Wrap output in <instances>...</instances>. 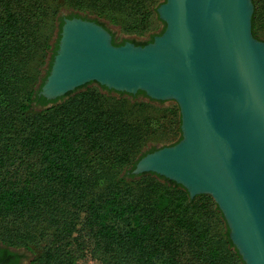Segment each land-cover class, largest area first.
<instances>
[{"label":"trees","instance_id":"1","mask_svg":"<svg viewBox=\"0 0 264 264\" xmlns=\"http://www.w3.org/2000/svg\"><path fill=\"white\" fill-rule=\"evenodd\" d=\"M160 3L0 0V216L21 218L22 228L30 216L39 224L46 219L55 236V243L43 245L38 237L49 235L46 230L38 236L26 230L11 238L35 253L29 264H79L88 258L97 264H244L210 195L191 198L184 186L154 172L136 178L130 174V179L121 173L155 150L134 156L148 135L161 131L164 136L167 128L175 139L168 145L180 139L177 104L132 101L146 94L113 95L103 85L106 92L89 87L53 100L26 89L29 50L46 16L62 7L88 10L126 31H143ZM253 3L252 33L264 40V0ZM73 16L87 18L67 15ZM34 101L40 109H33ZM163 113L171 116L163 121ZM10 242L0 237L2 264L16 261Z\"/></svg>","mask_w":264,"mask_h":264},{"label":"water","instance_id":"2","mask_svg":"<svg viewBox=\"0 0 264 264\" xmlns=\"http://www.w3.org/2000/svg\"><path fill=\"white\" fill-rule=\"evenodd\" d=\"M253 11V0H165L157 7L165 28L143 45L116 44L95 20L64 16L36 94L53 100L95 81L174 99L181 138L147 152L127 174L154 172L191 198L210 194L244 264H264V40L252 33Z\"/></svg>","mask_w":264,"mask_h":264},{"label":"rangeland","instance_id":"3","mask_svg":"<svg viewBox=\"0 0 264 264\" xmlns=\"http://www.w3.org/2000/svg\"><path fill=\"white\" fill-rule=\"evenodd\" d=\"M160 1L162 3L165 0H160ZM71 12L79 13L80 15H83V16L85 15L89 19L95 18L98 21L104 23V25L112 31L117 42H121L124 39L127 41V38H132V39H135L137 41H143L144 42V41H147L152 34H159L158 32H160L163 29V27L165 26V22L159 16H157L158 15V13H157V15L156 14L153 15L154 16L153 20H151L149 27H147L145 30H143V31H126L122 28L120 23H113L104 17H99L95 13L89 12L88 10H75L73 8L62 7L52 17L46 16L44 18V20H42V26H41V29L39 30V34H38V41L35 45L32 46L33 48L31 47L32 51L29 50V56H28L29 72H28V74L30 75L31 78L27 82V88L26 89H28V90L33 89L34 91L37 92L38 89L40 88V86L42 85V83H43V81H44V79H45V77H46V75L50 69L49 61L51 59V55L54 52L55 44L59 38L60 16H67ZM157 17H159V19ZM101 86L102 85H100L98 82L91 81V82H88V83L74 89L73 93L77 92V91L84 90V89L89 88V87H98L102 92H106V90L102 89ZM126 93L127 92H125V94H123V95L130 97V95H127ZM111 94L119 95L116 90L111 91ZM133 100L152 102L153 104L160 106V107L167 106V105H174V104L178 105V103L174 99L149 100L147 95L145 96L144 94L137 95L135 98H132V101ZM40 107L41 106H39V104H37L35 101L33 102V109L38 110V109H40ZM178 107H179V105H178ZM163 114H165V113H163ZM179 114H180V109H179ZM165 116H166V118H161V120L164 121L165 119L169 118L171 115L169 113H166ZM166 131H168V134H165L164 136L161 133V131H156L155 133L148 135L146 140L143 142V145L140 146L139 151L137 153H135L134 156L138 155L137 157L139 158L142 155V153L149 150L150 148L154 147L155 149H157L161 146L168 145L167 143H171L173 140H175L174 136L171 134V132L167 128H165L164 132H166ZM177 136H178V134H177ZM130 168H131L130 166L126 167L121 172L122 175L126 176L127 179L131 178L130 175L127 174L128 170ZM140 175L134 176V178L139 177ZM208 195H210V194H208ZM213 201H214V199H213ZM20 219L21 218L15 219L13 217V214H5V215H3V217L0 216V237H4L8 242L11 241L10 243L15 247L14 249L23 250L24 252H26L27 256L30 259H33L35 257V253L27 250L25 247L22 246L23 242L18 243V241H15V239H14V242L11 240V238L13 239L15 236H17L15 234H17L19 232H24L26 230L30 231L31 234L34 233L35 236H38V234L41 231H45V230L47 233H49V235H47V236L38 237V239H39L38 245H41V244L43 245L46 242H49V244H50L51 241H52V244L55 243V241H54L55 236H54V234H52V229L50 228V226L51 227H53V226L46 219H44V221L41 222V224H39V223H34L33 220L36 218H34L33 216L32 217L30 216V217L26 218V220H25L26 224L24 225V227H26V228L20 227V225H21ZM44 234H46V233H44ZM10 236H12V237H10ZM38 245H36V247H38ZM79 264H97V262L90 260L88 258V259H80Z\"/></svg>","mask_w":264,"mask_h":264},{"label":"flooded vegetation","instance_id":"4","mask_svg":"<svg viewBox=\"0 0 264 264\" xmlns=\"http://www.w3.org/2000/svg\"><path fill=\"white\" fill-rule=\"evenodd\" d=\"M96 21V20H95ZM101 24V23H100ZM105 26V25H104ZM106 27V26H105ZM107 29H109L108 27H106ZM109 31L111 32L112 34V40L113 42L115 43H120V42H117L116 41V38L114 36V34L112 33V31L109 29ZM127 40H130L132 42H134L135 44H139L141 43L140 41H137L135 39H132V38H127ZM10 251L15 253V260H12L13 261V264H28L30 262V258L27 256L26 252H24L23 250H18V249H14V248H10Z\"/></svg>","mask_w":264,"mask_h":264},{"label":"bare ground","instance_id":"5","mask_svg":"<svg viewBox=\"0 0 264 264\" xmlns=\"http://www.w3.org/2000/svg\"><path fill=\"white\" fill-rule=\"evenodd\" d=\"M169 46H170V42L164 44V47H169ZM210 164L211 161L209 159H205L201 162H198V167H200L203 170L206 167L209 168Z\"/></svg>","mask_w":264,"mask_h":264}]
</instances>
